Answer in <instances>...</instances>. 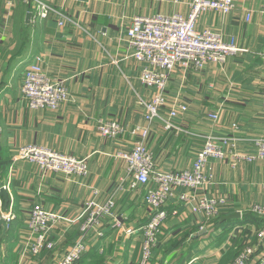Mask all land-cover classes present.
<instances>
[{
	"label": "crops",
	"instance_id": "crops-1",
	"mask_svg": "<svg viewBox=\"0 0 264 264\" xmlns=\"http://www.w3.org/2000/svg\"><path fill=\"white\" fill-rule=\"evenodd\" d=\"M0 0V165L4 167L0 187L6 186L8 213L16 220L9 226L12 236L4 243L9 264H58L77 241L80 216L85 202L112 199L114 215L124 233L106 216L87 231V251L73 264H137L143 239L140 227L150 218L145 193L152 184L133 188L126 164L118 157L130 150L136 137L129 133L115 138L101 136L99 120H116L125 129L146 127L145 145L152 152L156 167L165 172L188 170L204 146L207 134L235 137L237 150L252 153V140L264 132V0H233L235 10L228 15L205 12L197 21L199 28L210 27L233 39L237 51L224 64H206L202 70L169 75L166 94L169 101L186 106L173 119L178 126L167 129L158 119L145 121L140 100H149L153 89L139 75L146 64L132 57L126 32L136 15L180 13L186 15L191 0H41L67 13L80 25H58V18L38 17L34 2ZM22 8V27H30L14 54L5 57L8 12ZM7 10V11H6ZM32 11L29 21L27 12ZM247 13L251 14L246 21ZM77 23V24H78ZM27 28V29H28ZM36 55L42 58L47 76L62 81L68 99L56 110H32L23 97V72ZM164 110V109H163ZM166 111V109H165ZM216 111L219 120L208 117ZM236 123L237 129L231 126ZM41 146L84 159L86 176L42 171L36 164L16 159L19 146ZM204 174L211 175L205 188L191 191L176 188L165 205L163 222L148 264H231L246 244L258 241L264 221L246 218L251 207L264 203V160L233 164L229 157H210ZM196 198H222L218 215L206 218L191 211L181 194ZM5 201L0 193V204ZM40 203L63 217L50 232L54 248L38 256H23L29 207ZM6 211V212H7ZM237 218H225L233 213ZM171 242L168 246L165 243ZM260 245V243H259ZM167 248H166V247Z\"/></svg>",
	"mask_w": 264,
	"mask_h": 264
},
{
	"label": "built area",
	"instance_id": "built-area-1",
	"mask_svg": "<svg viewBox=\"0 0 264 264\" xmlns=\"http://www.w3.org/2000/svg\"><path fill=\"white\" fill-rule=\"evenodd\" d=\"M34 7L38 17H48L53 14L58 18V25L70 22L78 26L77 22L61 12L45 4L41 0H34ZM190 13L187 17L172 13H161L150 16L136 15L127 29V43L132 49V57L146 64L140 73V78L145 86L153 89L149 100H140L144 109V118L147 121L158 117L165 120V128L171 129L173 119L186 110L184 104L176 108H170L165 117L160 115L159 108L165 102L163 91L168 84L169 74L176 68L183 72L187 70L200 71L206 64H220L226 60V56L236 52L233 42L223 41L220 34L210 28L198 29L196 22L204 11L221 14L231 13L235 7L233 0H192L189 4ZM251 14L247 13L245 20L248 21ZM42 58L36 55L23 72V85L21 92L32 110H56L68 99V91L59 82L49 79L42 67ZM262 107L264 108V93L262 94ZM174 107V106H173ZM208 117L214 121L219 119L217 112H210ZM237 129L236 123H233ZM175 128V127H174ZM97 130L101 136L117 137L128 131L136 137L133 148L130 151H120L118 157L126 163L127 172L132 177V187L139 184L153 185L145 193V201L150 208V218L140 227L143 239L141 241V255L137 264H148L154 248L158 243V234L165 221L167 214L165 205L173 197L176 188H186L196 191L205 188L212 179L211 175L204 174L207 160L210 157L223 159L229 157L233 164L244 160L247 162L264 160V132L261 136L252 140L254 152L246 153L237 150L236 138L229 134H207L203 138L204 146L197 153L193 165L188 170L165 172L156 170L152 160V153L145 145L148 135L146 127L136 125L130 130L125 129L121 123L114 120L102 119L99 121ZM16 158L26 159L36 163L40 168L49 171H59L66 174H86L87 165L83 160L69 155H63L57 151L41 146H22L18 148ZM181 200L189 206L191 211L202 212L206 218L218 215V210L224 204L222 198L202 197L196 198L193 193L181 194ZM115 202L112 199L99 203L90 199L85 205L81 215L87 216L81 226V237L68 249L58 264H73L87 251L86 231L105 216H113L112 209ZM251 211L264 219V203H258L251 207ZM28 232L25 236L22 255H38L45 250L54 247L49 239V231L63 217L56 212L45 210L40 204L34 205L29 212ZM113 225L122 228L128 235L135 231L130 227H122L118 218L114 217ZM256 245L245 246L234 258L231 264H264V224L258 232ZM259 243L262 249L258 251ZM254 258V260H252Z\"/></svg>",
	"mask_w": 264,
	"mask_h": 264
},
{
	"label": "rangeland",
	"instance_id": "rangeland-1",
	"mask_svg": "<svg viewBox=\"0 0 264 264\" xmlns=\"http://www.w3.org/2000/svg\"><path fill=\"white\" fill-rule=\"evenodd\" d=\"M26 1V3H30V0H25ZM31 1H33L34 2V0H31ZM4 2V0L2 1V3ZM22 2H24V0H22ZM190 2H192V0L190 1ZM190 2H189V4H190ZM234 2V1H233ZM45 3V2H44ZM46 4V3H45ZM48 5V4H47ZM51 6V5H50ZM189 6V5H188ZM17 6H15L12 10H11V12L9 13H7L8 14V18H9V21L11 22V26L10 27H8V29H9V35L7 36V41L5 42V46L3 47V49H1V54H2V56L3 57H5L6 55H8V54H10V53H12V54H14L15 53V51L18 49V46L21 44V40H22V38L25 36V35H28V33H31V30H30V27L28 28V27H24V29L22 30L21 28H22V25L24 24L23 23V20L25 19V17H24V13H23V11H22V8H16ZM234 7H235V4H234ZM2 8H3V6H2ZM2 8H1V10H2ZM54 8V7H53ZM56 9V8H55ZM1 10H0V13H1ZM57 10H59V9H57ZM235 10V9H234ZM233 10V11H234ZM7 11V10H6ZM232 11V12H233ZM62 12V11H61ZM205 12H211V11H204V12H202L201 14H203V13H205ZM30 13H32V11H30ZM189 13H190V9H189V11H188V13L186 14V15H182L183 17L185 16V17H187L188 15H189ZM213 13H216V12H213ZM67 14V13H66ZM177 14H180V13H177ZM216 14H220V15H228V14H221V13H216ZM68 15V14H67ZM163 15H167V14H163ZM0 16H1V14H0ZM69 16V15H68ZM71 17V16H70ZM201 17V15L199 16V18ZM72 18V17H71ZM198 18V19H199ZM30 20V19H29ZM76 21V20H75ZM198 21V20H197ZM77 23H78V21H76ZM78 25H80L79 23H78ZM196 25H197V22H196ZM198 26V25H197ZM28 28V29H27ZM204 28H210V27H201V28H199L198 27V29L199 30H202V29H204ZM211 30H213V31H215L217 34H220V37H221V39L223 40V37H222V34L220 33V32H218V31H216V30H214V29H212V28H210ZM126 39H127V36H126ZM224 41V40H223ZM226 42H228V41H226ZM229 42H233L234 44H235V41L233 40V39H231V40H229ZM236 49H238L237 47H235ZM237 51V50H236ZM233 53H235V52H233ZM232 54V53H231ZM231 54H229V55H231ZM229 55H227L226 56V60L223 62V63H220V64H224L226 61H227V57L229 56ZM211 64H215V63H211ZM220 64H217V65H220ZM43 67V66H42ZM176 69H181V68H176ZM44 70V69H43ZM175 70V69H174ZM173 70V71H174ZM191 70V69H190ZM172 71V72H173ZM182 71V70H181ZM192 71H194V70H192ZM183 72V71H182ZM194 72H198V71H194ZM171 74V73H170ZM169 74V75H170ZM140 76L141 75H139V78H140ZM169 77V76H168ZM48 78L49 79H52L51 77H49L48 76ZM170 78V77H169ZM3 80H4V77L3 76H0V82H3ZM53 80V79H52ZM140 80H141V78H140ZM56 81V80H55ZM168 81H169V79H168ZM59 82H61L62 83V81H59ZM141 82H142V80H141ZM143 83V82H142ZM63 84V83H62ZM64 85V84H63ZM66 88V87H65ZM166 88H167V86H166ZM166 88L164 89V91H163V94H164V97H165V99H164V103L162 104V107L161 108H159V111H160V115L162 116V117H165L166 116V113H168L169 111L168 110H170V108H176L178 105H180V104H182V103H179L178 102V99L177 100H173V101H169V98H168V96H167V94H166ZM64 103V102H63ZM174 106V107H173ZM164 109V110H163ZM165 109H166V111H165ZM143 112H144V109H143ZM213 112H216V111H213ZM210 113V112H209ZM208 113V114H209ZM217 114H218V112H217ZM181 114H179L178 116H180ZM219 115V114H218ZM177 116V117H178ZM145 119V118H144ZM154 119H158L161 123H162V125L165 127V120L164 119H161V118H158V117H155V118H153V120ZM153 120H151V121H148L149 123H151ZM219 120V119H218ZM100 121V120H99ZM114 121H116V120H114ZM145 121H147L146 119H145ZM173 121V120H172ZM116 122H118V121H116ZM99 123V122H98ZM118 123H120V122H118ZM173 124H174V127H177L178 128V126L173 122ZM97 126H98V124H97ZM173 126H172V128H174ZM134 128V127H133ZM128 130V129H127ZM99 131V130H98ZM127 133H129V134H131L132 135V133H131V131L129 132H127ZM125 134V133H124ZM132 136H134V135H132ZM106 137H108V136H106ZM135 137V136H134ZM109 138H115V137H109ZM134 144V143H133ZM22 146H31V145H22ZM22 146H19V147H22ZM18 147V148H19ZM134 147V146H133ZM132 147V148H133ZM147 147V146H146ZM148 148V147H147ZM53 150V149H52ZM131 150V149H130ZM130 150H126V151H130ZM148 150H149V148H148ZM55 151V150H54ZM150 151V153H152L151 152V150H149ZM17 152H18V149H17V151H16V153H15V158H16V155H17ZM58 152V151H57ZM60 153V152H59ZM61 154H63V153H61ZM63 155H66V154H63ZM66 156H69V155H66ZM72 156V155H71ZM74 157V156H73ZM76 158V157H75ZM16 159H18V158H16ZM19 159H22V158H19ZM78 160H83V162H84V164L85 165H87L86 164V162H85V160L84 159H80V158H77ZM24 160H26V159H24ZM28 161V160H27ZM30 162V161H29ZM32 163V162H31ZM154 163V162H153ZM34 164V163H33ZM36 164V163H35ZM124 164H126V163H124ZM155 164V163H154ZM36 166H38L37 164H36ZM39 168H40V166H38ZM126 167H127V165H126ZM155 168H156V170H159V171H162V170H160V169H158L157 167H156V165H155ZM40 170H42V171H48V172H59V171H49V170H44V169H42V168H40ZM88 170H89V167H88V165H87V172H86V174H78V173H72V174H76V175H79V176H86L87 175V173H88ZM61 173H63V172H61ZM64 174H66V173H64ZM71 174V173H70ZM70 174H67V175H70ZM2 187H5V189H6V186L5 185H2L1 187H0V190H1V188ZM90 199H95L96 201H98L96 198H89L88 200H90ZM88 200L85 202V205H86V203L88 202ZM99 202V201H98ZM100 203V202H99ZM37 204H40V203H37ZM37 204H34V205H37ZM34 205H32V207L34 206ZM42 207H43V205L42 204H40ZM85 205H84V207H83V210H84V208H85ZM5 206V205H4ZM32 207H29V209H28V214H27V217L29 216V212H30V210L32 209ZM7 208H8V205H7V207L6 208H3V204L1 203L0 204V220H3V219H5L6 220V222H7V228H6V231H5V233H4V236L2 235V230H3V227L1 226V228H0V252H2V264H9V262L7 263V259H8V257H7V248H6V244L7 243H2L1 244V242H3L4 241V239L6 238L5 236V234H9L10 232H8L9 231V229H10V225L12 224V222L14 223V221L16 220L15 218H13V217H11V214L10 213H8V211H7ZM44 208V207H43ZM45 209V208H44ZM113 209H114V207H113ZM113 209H112V215L113 216H111L112 217V224H113V222H114V217H115V215H114V212H113ZM46 210V209H45ZM83 210H82V212H83ZM7 211V212H6ZM48 211V210H47ZM51 212V211H50ZM55 212V211H54ZM53 212V213H54ZM81 212V213H82ZM57 213V212H56ZM80 216H84V222L80 225V228H81V226L85 223V221H86V219H87V216H85L84 214L83 215H81L80 214ZM108 216V215H107ZM106 217V216H105ZM104 217V218H105ZM104 218H102V219H104ZM28 219H29V217H28ZM28 219H27V224H28ZM102 219H100V220H102ZM63 220V219H62ZM62 220H59L55 225H57L60 221H62ZM100 220H99V222L97 223V224H95V225H98V224H100L101 222H100ZM121 221V220H120ZM54 225V226H55ZM95 225H92V226H90L89 228H91V227H93V226H95ZM54 226L51 228V230L49 231V239L51 240V241H53L52 240V238H51V234H50V232L53 230V228H54ZM79 228V229H80ZM89 229H87V231H88ZM26 231L27 232H25V236H29V235H31L30 234V232H28V228H27V226H26ZM87 231L85 232L86 233V235H87ZM124 232V231H123ZM80 234H79V236H78V239L81 237V235H82V233H81V231L79 232ZM124 233H126V232H124ZM10 235V234H9ZM158 236H159V234H158ZM10 237H12L11 235H10ZM77 239V240H78ZM6 241H7V238H6ZM6 241H4V242H6ZM53 243H54V241H53ZM169 244H171V242H167V243H165V245L166 246H168ZM253 244H255V243H252V244H246V246H251V245H253ZM54 245H55V243H54ZM165 246V247H166ZM245 247V246H244ZM244 247H242V249L244 248ZM54 248V247H53ZM52 248V249H53ZM167 248V247H166ZM241 249V250H242ZM260 249H262V245L260 244L259 245V248H258V251L260 250ZM32 256H38V255H32ZM152 257V256H151ZM235 258V257H234ZM234 258H233V260H234ZM252 260H254V258H252Z\"/></svg>",
	"mask_w": 264,
	"mask_h": 264
},
{
	"label": "water",
	"instance_id": "water-1",
	"mask_svg": "<svg viewBox=\"0 0 264 264\" xmlns=\"http://www.w3.org/2000/svg\"><path fill=\"white\" fill-rule=\"evenodd\" d=\"M31 15L32 13L30 12H27V15H26V21H29V19L31 18ZM0 138H1V133H0ZM0 152H1V141H0ZM1 158V156H0ZM0 193H1V196L3 197V200L5 201V206L4 208L7 207L8 205V194H7V191L5 189V187H2L1 190H0ZM240 216V213L236 212V213H233V214H230V215H227L225 218H237ZM1 226L3 227V230H2V235L4 236V233L6 231V228H7V222L5 219L3 220H0V228Z\"/></svg>",
	"mask_w": 264,
	"mask_h": 264
},
{
	"label": "trees",
	"instance_id": "trees-1",
	"mask_svg": "<svg viewBox=\"0 0 264 264\" xmlns=\"http://www.w3.org/2000/svg\"><path fill=\"white\" fill-rule=\"evenodd\" d=\"M51 15H53V14H51ZM54 16V15H53ZM22 30L24 29V27H22L21 28ZM2 170H4V167L2 166V165H0V177H1V173H2ZM259 217V216H258ZM258 217L255 215V214H252V213H249L248 215H246V218H248V219H250V220H254L255 218H257L258 219ZM260 218V217H259ZM263 221H264V219H263ZM6 236V238H7V240H9L10 239V235L9 234H5ZM6 238L4 239V241H6ZM4 241L3 242H1V244L3 243L4 244ZM257 244V242H255V244H253V245H256ZM2 252H0V264H2Z\"/></svg>",
	"mask_w": 264,
	"mask_h": 264
}]
</instances>
